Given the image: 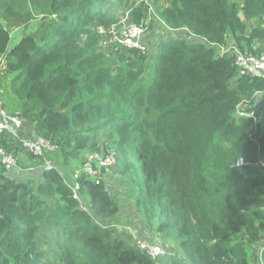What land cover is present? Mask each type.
I'll use <instances>...</instances> for the list:
<instances>
[{"label":"trees","instance_id":"16d2710c","mask_svg":"<svg viewBox=\"0 0 264 264\" xmlns=\"http://www.w3.org/2000/svg\"><path fill=\"white\" fill-rule=\"evenodd\" d=\"M159 1L150 13L144 0H0V62L67 170L90 151L117 154L119 177L167 254L153 258L113 232L121 206L106 174L79 179L86 209L57 166L37 184L0 163V264L264 262V80L220 47L264 52V0ZM23 14L45 17L47 37L1 24ZM126 14L159 35L152 53L146 36L145 52L104 45ZM7 138L0 143L18 149ZM47 231L58 248L43 246Z\"/></svg>","mask_w":264,"mask_h":264},{"label":"built area","instance_id":"2783aa9c","mask_svg":"<svg viewBox=\"0 0 264 264\" xmlns=\"http://www.w3.org/2000/svg\"><path fill=\"white\" fill-rule=\"evenodd\" d=\"M150 7L149 12L153 13L155 10V2L158 0H144ZM149 29V22L142 23L141 25H135L130 22L129 15L126 14L122 18L118 26H113L110 29L112 36L111 40L118 47L127 49H137L140 51H147V45L142 40ZM105 46L111 45V42L105 40L103 42ZM221 47V53L233 54L236 57V64L242 70V72L250 74L252 76L259 77L264 80V52L260 55H252L247 52L244 53L234 47ZM4 63V62H3ZM2 63V64H3ZM1 64V65H2ZM0 65V68H1ZM246 116V114H244ZM24 126V120L22 117L16 114L10 113L3 100L0 98V136L6 135L13 137L15 143L19 145L22 150L29 156H33L38 159L45 157L47 150L52 151L57 149V146L51 143V141L45 137L39 136L33 138H22L20 136V130ZM20 156L16 150H10L6 144L0 143V163L2 167L7 171H12L19 166ZM118 164V156L115 152H100L90 151L85 155L82 163L79 164L73 171L71 178H65L66 184L72 189L75 198L80 199L79 190L81 188L80 178H88L96 183H99L103 176L107 174L111 169L115 168ZM245 162L240 158L236 165L242 166ZM44 169H52L55 166L50 161L44 160ZM81 200V199H80ZM83 207V204H82ZM116 227V225H112ZM141 249H144L153 258L158 256H164L167 251L159 246L143 244ZM264 246L260 250V258L262 257ZM257 264H264L259 260Z\"/></svg>","mask_w":264,"mask_h":264},{"label":"rangeland","instance_id":"374dc122","mask_svg":"<svg viewBox=\"0 0 264 264\" xmlns=\"http://www.w3.org/2000/svg\"><path fill=\"white\" fill-rule=\"evenodd\" d=\"M157 4H161L160 8L165 6L164 0H160L159 3H157ZM44 19H45V17L35 16V18H33L32 19L33 21L31 22V20H29L28 16L26 15V17H25L23 14V17H21V18L8 19V20L1 22V24H3L8 30H10V32L13 34V36L19 33L20 35L32 34V35H36L38 38H41V37H47L46 36L47 34L42 33L40 31L42 26H44V25H41L40 23H42ZM33 24H35V26H31ZM158 25L159 24H156L155 27H157ZM17 26H19V27H17ZM157 29L161 30V28H157ZM149 30H148V32H149ZM146 37L151 42L150 43V50L152 53V49L154 47L158 46V44L160 43L159 35H157L154 39H152L150 37V35H147ZM108 42H111V45L107 46V47H113L112 43H114V41L111 40V38L108 40ZM145 42H146V40H145ZM16 43H17V41L12 42L11 46L15 45ZM150 57L152 58L151 55H150ZM3 62L4 61L1 60L0 65ZM3 71H5V69ZM7 81L10 82L9 79ZM17 101H19V100L17 99ZM242 112L245 113V111L241 105L237 111V115L240 116ZM245 117H247V114ZM31 157L32 156H29V158L31 160L34 159L33 162H38V160L36 158L32 159ZM244 162H245V160H244ZM255 166L259 167L260 162L258 164H256ZM69 174L72 176V174H73L72 170L69 171ZM119 175H120V171L118 170L117 166L115 168L111 169L106 174V179L110 180L109 189H110L112 195L114 196V198H116L118 200V202L121 206L119 220L116 223H112V225H116V227H113V232L120 237L126 238V240H128V242L135 244L139 248H141L143 244L150 245L152 242L156 244L155 246L165 247V246H163L166 244L165 240L160 238V237H157L155 235V231L152 228H150L148 225L145 224V219L143 217L141 210H139L135 206V204H133L132 199L129 196V193L127 192L128 188H126L127 186H126L124 180L121 177H119ZM71 176H68L65 174L66 178H71ZM81 202H82V200H81ZM82 203H83V207L87 209L88 204L85 205V202H82ZM52 235H53L52 233L47 231L45 233L44 237L48 238L50 236L52 237ZM52 238L53 239L51 240V242H52L51 245H45L46 244L45 242L43 244V246H45L49 250L58 248V242H57L56 238H54V237H52ZM263 246H264V243L262 244L261 247L257 248V250H258L257 253L260 252V250Z\"/></svg>","mask_w":264,"mask_h":264},{"label":"crops","instance_id":"0c3cea01","mask_svg":"<svg viewBox=\"0 0 264 264\" xmlns=\"http://www.w3.org/2000/svg\"><path fill=\"white\" fill-rule=\"evenodd\" d=\"M5 69V71H3ZM6 68L5 64L3 63L0 68V96L2 97V100L5 104V107L7 110L12 113V114H17L20 117L23 118L24 120V126L20 130V136L22 138H37L39 135L36 132L35 126H36V117H30V107L27 104H21L20 101H17L16 97L10 92L9 89V82L7 81V76L6 75ZM10 81V79H9ZM9 137V136H7ZM7 141L10 142V145L16 146V151L20 156V163L19 166L12 170L9 171V175L12 176L13 178H16L17 180H22V181H31L34 183H40L43 180L42 177V172L44 170L43 166H40L41 163L44 162V160H48L51 162L53 166H57L64 175L71 176L69 174V170L65 168L63 165V159H62V154L60 150L54 149L52 151L47 150L45 152V157L41 159H38L39 165H33L31 164L35 163L33 162L34 160H31L29 156L22 150V148L15 143V139L13 137L7 138ZM25 164V165H22Z\"/></svg>","mask_w":264,"mask_h":264},{"label":"bare ground","instance_id":"6f19581e","mask_svg":"<svg viewBox=\"0 0 264 264\" xmlns=\"http://www.w3.org/2000/svg\"><path fill=\"white\" fill-rule=\"evenodd\" d=\"M40 166H43V163H41V165Z\"/></svg>","mask_w":264,"mask_h":264}]
</instances>
